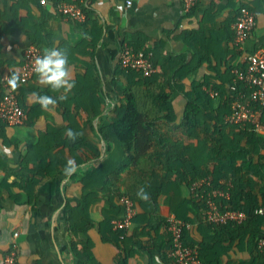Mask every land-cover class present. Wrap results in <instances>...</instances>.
<instances>
[{
    "label": "crops",
    "instance_id": "0c3cea01",
    "mask_svg": "<svg viewBox=\"0 0 264 264\" xmlns=\"http://www.w3.org/2000/svg\"><path fill=\"white\" fill-rule=\"evenodd\" d=\"M59 1L82 3L93 16L88 17L86 11L83 21L68 18L57 11ZM242 4L254 11L256 22L243 43L244 51H238L233 23ZM0 9L4 17L0 23V76L20 74L23 48L34 42L42 53L50 47L66 49L74 81L69 92H53L40 85L34 74L15 90L27 111L26 121L16 126L0 124V263L15 246L17 264H172L171 238L164 221L171 213L187 223L184 237L196 243L199 252L201 248L203 262L259 263L255 237L261 225L252 222L237 228L208 223L186 183L169 180L168 172L158 166L144 167L136 176L123 173L127 182L142 178L144 190L150 186L162 190L156 201L149 195L148 200L134 201L135 213L124 229L125 241L118 252L102 239L101 231L106 217L122 216L124 207L116 197V206L107 202L101 184L84 188L80 178L104 159L119 164L125 156L121 147L109 148L99 129L112 121L120 107L115 87L126 82L120 66L124 42L150 49L156 68L170 72L179 85L170 100L176 117L170 122L155 121L167 133V126L177 127L182 121L186 94L195 97L197 87L207 93L216 91L207 83L227 87L231 66H245V52L264 47V0H196L189 10L182 0H132L129 4L126 0H0ZM36 93L67 98L42 109L35 103ZM211 96L216 106L220 99L217 94ZM62 104L78 110L65 116ZM92 109L98 113L93 115ZM72 123L80 127L81 137L92 147L82 145L91 156L87 160L81 150L74 154L62 151L67 125ZM31 146L35 148L30 151ZM74 155L83 159L77 162ZM25 156L31 161L27 166L22 163ZM48 156L58 163L41 166ZM69 159L78 168L65 175L61 163ZM176 172L175 168L171 171ZM256 180L261 183L259 177ZM120 190L125 192L124 185L120 184ZM81 195L92 198L88 213L93 226L72 234L66 206ZM82 242L91 247L73 246Z\"/></svg>",
    "mask_w": 264,
    "mask_h": 264
},
{
    "label": "trees",
    "instance_id": "16d2710c",
    "mask_svg": "<svg viewBox=\"0 0 264 264\" xmlns=\"http://www.w3.org/2000/svg\"><path fill=\"white\" fill-rule=\"evenodd\" d=\"M86 11L87 16L92 18L90 10L86 8ZM2 18L4 17L0 15V23ZM153 64L155 71L149 76H144L133 69L122 68L126 82L115 87L120 107L112 121L100 126L99 129L104 139L110 143L109 148L111 145L121 147L125 156L119 164L115 163L113 159L112 161L104 159L98 166L86 170L80 178L84 188L89 185L101 184L107 202L116 206L113 203V198L118 199L119 195L123 193L120 190V184L124 185V191L130 195L133 201L141 202L136 193L139 190L138 187L143 186L142 178H138L134 182H127L123 173L136 176L138 170L142 171L144 167L151 169L156 166L163 167L168 172L167 175L170 176L169 180L178 183L184 181L189 190L193 181L203 176H210L213 186L221 185L228 191V195L225 197H215L216 202L220 206L228 205L235 209H242L247 213V218L240 223L230 221L224 224L242 228L248 227L252 222H257L262 226L264 215L256 214L255 208L264 202V173L262 171L264 169V104L253 103L256 108L261 109L258 125L250 122L238 123L225 118L230 113L231 103L236 97V90L229 88V84L233 80L232 65L230 68L231 78L227 87L207 83L208 87L217 91L219 103L214 106L212 104L213 96L197 87L195 97L186 94L187 101L181 123L173 128L167 126V133H165L163 126L155 124V121L157 119H164L168 122L174 120L176 113L170 100L179 85L174 82L170 72H162L156 68L154 57ZM239 67L245 68L246 65ZM26 80L22 79L23 82ZM238 87L246 88L242 82L238 83ZM62 105L61 113L65 116H70L71 111L78 110L69 108L65 104ZM92 112L93 115H96L98 110L92 109ZM29 115L33 116V110ZM0 124L6 125L1 120ZM67 129L83 134L80 127L73 123L68 124ZM62 143L64 146L62 151L74 154L75 150H81L84 153V159L91 158L83 150L82 145L86 144L87 147H92L81 135L75 142L69 141L65 136ZM33 148L35 146H31L30 151ZM98 152L99 150L96 149V153ZM254 155H257V161L254 160ZM74 157L77 162L83 159L76 155ZM66 162V160H62L63 169ZM22 163L27 166L31 161L25 156ZM57 163L58 161L54 157L48 156L41 161V166L56 165ZM174 168L177 172L172 174L171 171ZM256 177L261 179V183L257 182ZM221 179L229 181L230 185H224L221 183ZM203 188L208 189L209 186L203 185ZM203 188L189 192L191 198L199 204L205 217ZM161 190V187L150 186L145 191L156 201ZM90 197L81 195L66 206L67 220L72 234L85 231L93 226L88 213L89 205L92 202ZM119 206L122 207V205ZM111 220L112 218L106 217L104 221L105 228L101 231L102 239L112 243L120 252L125 241L123 238L124 229H115ZM261 226L257 235L263 228ZM183 231L185 232V230ZM256 237L255 249L259 258L258 264H264V254L257 249ZM183 240L187 244L197 246L196 243L187 241L185 237ZM73 246H83L88 249L91 247V243H75ZM200 257L203 261L201 248ZM121 262L124 263L122 259ZM203 264L207 263L203 262Z\"/></svg>",
    "mask_w": 264,
    "mask_h": 264
},
{
    "label": "built area",
    "instance_id": "2783aa9c",
    "mask_svg": "<svg viewBox=\"0 0 264 264\" xmlns=\"http://www.w3.org/2000/svg\"><path fill=\"white\" fill-rule=\"evenodd\" d=\"M182 2L184 8L189 10L196 0H182ZM126 3H132V0H126ZM56 9L60 14L75 21L80 22L86 18L84 7L76 2L59 1L56 4ZM255 22L254 11L245 4L240 5L233 23V41L238 50L244 51L243 43L253 30ZM38 55H42L39 46L34 42H28L23 48V65L20 71L22 79L25 80L32 76L34 73L32 71L33 61ZM152 55V51L148 48L137 49L124 42L120 52V66L125 70L133 69L144 76H149L155 71ZM245 59V68H232L233 80L229 84V88L236 90V97L231 103L230 113L225 118L238 123L250 122L258 125L261 109L256 108L253 103L264 104V47L246 51ZM7 78L8 76H0V120L7 126L21 125L27 119V111L20 104L17 93L9 89ZM239 82H242L246 88H239ZM210 94L216 95L217 92L211 91ZM221 183L226 186L230 185L229 181L221 180ZM203 185H207L209 188L204 189ZM200 188H203L204 219L208 223L224 224L230 221L240 223L247 218L246 211L228 205L220 206L216 202L215 197H225L228 195V191L221 186H213L210 176H203L193 181L190 191ZM118 202L124 207V213L122 216L114 218L112 224L115 229H126L135 213V203L125 192L119 195ZM255 213L264 215V202L255 208ZM165 223L171 238L169 256L172 264H203L199 247L187 244L183 240V230L187 223L173 213L167 215ZM256 246L258 251L264 254V227L256 237ZM0 264H17L15 246H11L6 251Z\"/></svg>",
    "mask_w": 264,
    "mask_h": 264
},
{
    "label": "clouds",
    "instance_id": "9594fccd",
    "mask_svg": "<svg viewBox=\"0 0 264 264\" xmlns=\"http://www.w3.org/2000/svg\"><path fill=\"white\" fill-rule=\"evenodd\" d=\"M32 71L36 75L37 82L48 87L53 92L64 93L69 92L74 87V81L70 78V72L68 69V53L66 49H60L56 47L46 48L42 55L35 57L32 65ZM7 85L11 91H15L23 83L20 74L18 72H12L7 78ZM35 95V103H38L42 109H49L50 106H55L58 100L66 99V95L59 97H53L47 94ZM69 141L75 142L79 132H75L72 129H67L65 133ZM78 165L73 159H69L63 169L65 175H71L76 172ZM139 199L148 200V193L141 187L137 193Z\"/></svg>",
    "mask_w": 264,
    "mask_h": 264
}]
</instances>
